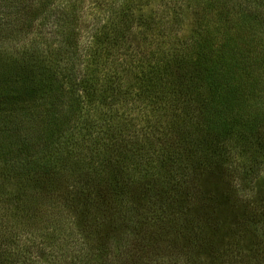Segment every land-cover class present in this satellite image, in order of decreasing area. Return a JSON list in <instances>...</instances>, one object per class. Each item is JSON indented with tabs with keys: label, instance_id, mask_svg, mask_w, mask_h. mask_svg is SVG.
I'll use <instances>...</instances> for the list:
<instances>
[{
	"label": "trees",
	"instance_id": "1",
	"mask_svg": "<svg viewBox=\"0 0 264 264\" xmlns=\"http://www.w3.org/2000/svg\"><path fill=\"white\" fill-rule=\"evenodd\" d=\"M190 1L209 4L0 0V56L13 60L0 74V220L34 215L32 197L63 174L87 178L105 195L94 189V200H68L85 251L68 256L64 235L63 264H109L110 232L99 235L93 256L90 233L98 222L135 231L134 191L168 206L191 248L203 239L214 253L201 264H264V28L248 13L264 0H245L235 20L245 33L236 35L220 24L210 31L195 11L188 19ZM215 166L247 181L257 217L246 221L257 234L251 254L240 253L230 226L217 239L222 222L235 219L238 185L209 188ZM10 235L0 233V245L13 255Z\"/></svg>",
	"mask_w": 264,
	"mask_h": 264
},
{
	"label": "rangeland",
	"instance_id": "2",
	"mask_svg": "<svg viewBox=\"0 0 264 264\" xmlns=\"http://www.w3.org/2000/svg\"><path fill=\"white\" fill-rule=\"evenodd\" d=\"M233 1L234 3H228L226 0H208V6L195 5L194 1H190L192 3L191 9L186 16L189 19L195 11L196 16L201 18L204 26L208 25L210 31L217 28L220 24L222 27H227L232 35L239 34L236 30L243 34L245 33L244 29L235 28V20L237 17L236 13L245 7L246 1ZM211 5L215 7L213 11ZM249 9L248 13L255 15V21L261 28H264V5L255 3ZM227 12H232L233 15L226 22L223 19ZM218 18H220V22L217 21ZM49 35L50 32L47 36ZM6 39L4 38V40ZM0 43H4V41ZM12 67L13 60L11 58L7 59L2 53L0 56V74H7ZM2 91L0 90V93ZM215 168L216 177L211 176L206 180L209 188H216V190L220 191L233 181H236L238 185V189H235L236 186H232L236 198H234L233 193L231 195V198H234L237 203L235 219L233 224H230L229 219L222 222L223 225L217 230V239H221L225 228L228 229V226H230L234 232L236 245L240 248V253L251 254L249 249L255 238H257V234L252 233L251 229L246 225V221L250 219L256 221L257 217L253 218L254 214L250 212V207L247 205L248 196L250 197V191L246 192L247 181H244L238 172L229 173L224 168L219 170H217V166ZM231 174L233 178H231ZM242 181H244L243 184L241 183ZM52 184L60 188L57 193L51 192L53 186H48L43 193L36 192L32 197L30 210L35 211L34 215L30 214V212L31 217L27 214H22L18 221H10L7 225H4V222L0 220V233H11L13 246L9 247V250L15 253L12 255L4 252L0 245V264H21L22 261H18L19 259L23 260V264H63L62 259L65 254H60L59 251H63V245L60 242H62L64 235H70L68 238L70 243L65 247L69 253L67 254L68 256H72L74 252L79 254L80 250L85 251L83 249L84 246H80L77 241L76 230L78 227L75 225V208H77V205L72 208V206L67 205V202L73 195H75V201L79 194L84 193L91 197L90 194L95 193L94 189L98 191V194L95 193L99 195L98 197L103 194L101 197L105 198L104 192L97 185L93 189V183L87 178L75 177V175L63 174L61 177L57 176V180L52 182ZM251 186L252 184L250 183ZM132 196L138 206L136 207L138 227H134L135 231L124 233L120 229H109L104 225L103 227L100 222L95 223L97 225L96 232L90 233L92 236L87 245L90 250L86 249L92 256L94 255L92 253L97 252L99 235L107 232H110L107 239L109 264H201L207 254L214 253L208 252L209 248L201 238L197 239V243L191 248L184 228L186 224L178 221L172 213L170 214L168 206L160 200L148 202L146 198H143L141 194L135 191ZM91 200H94V198L91 197ZM95 206V202L90 206L91 212L97 213L95 217L100 218L102 212L96 211ZM69 217L71 218L70 220L68 219ZM65 220H67L66 227ZM53 239L56 241L52 246L53 248H51L47 244H49L48 242L51 243L50 240L53 241ZM74 241H77V243L75 244ZM0 243H4L2 239ZM213 245L216 249L220 247V243H213ZM34 247L39 249V251L35 249L32 251ZM51 250L53 253H48ZM26 252L30 254H25ZM24 259L27 260L24 261Z\"/></svg>",
	"mask_w": 264,
	"mask_h": 264
}]
</instances>
